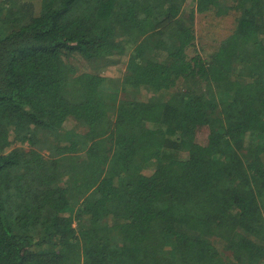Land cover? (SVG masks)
<instances>
[{"label": "trees", "instance_id": "obj_1", "mask_svg": "<svg viewBox=\"0 0 264 264\" xmlns=\"http://www.w3.org/2000/svg\"><path fill=\"white\" fill-rule=\"evenodd\" d=\"M0 264H264V0H0Z\"/></svg>", "mask_w": 264, "mask_h": 264}, {"label": "rangeland", "instance_id": "obj_2", "mask_svg": "<svg viewBox=\"0 0 264 264\" xmlns=\"http://www.w3.org/2000/svg\"><path fill=\"white\" fill-rule=\"evenodd\" d=\"M195 24L196 36L198 37L197 46L202 48V55L207 57L210 51H212L215 46H218V44L231 33L235 23L232 17H225L222 19L197 13ZM125 63L126 58H122V60H118V63L106 68L91 65L82 66L79 63H76V65H70V63H68L69 65L59 64L55 66L54 70L55 76L60 79H72L74 76L80 74L81 71H89L105 76L116 77L124 71ZM207 134V129H201L199 131L198 139H204Z\"/></svg>", "mask_w": 264, "mask_h": 264}]
</instances>
